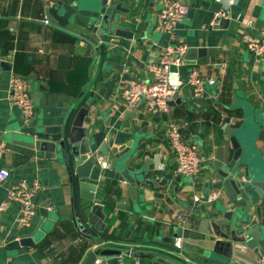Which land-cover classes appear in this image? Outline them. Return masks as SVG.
Returning <instances> with one entry per match:
<instances>
[{
    "label": "crops",
    "instance_id": "0c3cea01",
    "mask_svg": "<svg viewBox=\"0 0 264 264\" xmlns=\"http://www.w3.org/2000/svg\"><path fill=\"white\" fill-rule=\"evenodd\" d=\"M75 1L0 0V53L8 63L0 70V144L6 149L0 155V169L9 171L0 188V201L5 200L9 184L39 180L42 186L35 196L38 212L30 226L17 224V203L0 210V264H82L102 242L174 255L175 238L196 232L201 221L215 214L219 201L226 198L218 187L206 193L209 184L218 179L214 167L227 164L234 152L227 127L238 129L247 121L264 128V55L256 56L241 41L243 33L259 34L264 28V0H181L190 13L176 25L175 38L159 26L163 0H112L119 8L118 27L133 34H94L97 45L45 21L50 10L58 21L65 22L64 3ZM218 12L223 14L217 16ZM176 40L184 43L187 51L183 62L173 67L171 81L176 90L172 111L153 115L143 102L128 109L123 83L149 80L148 65ZM194 68L217 80L207 85L201 96L187 83ZM13 74L28 80L34 100L36 114L28 125L9 100ZM80 107L90 109L93 121V125L84 126L105 137L112 134L114 145L139 136L140 153L131 164L147 166L146 177L138 171L131 173L133 182L122 179V169L114 158L92 145L95 163L99 165L103 157L111 167L98 173L101 165L89 168L84 177L87 186L81 185L77 173L71 182L64 160L42 150L38 138L43 133L60 132ZM170 122L181 126L186 141L201 147L204 167L192 180L177 173L166 138ZM255 142L264 154V142L257 138ZM106 185L110 211L100 196ZM94 187L97 194L92 199ZM195 195L199 201H193ZM46 203L50 216L43 218L41 209ZM74 214L81 222L80 230ZM27 234L34 236L35 245H11ZM86 234L98 237L99 242ZM46 241L48 245L42 248ZM184 247L189 257L204 262L196 256L198 248L187 242ZM74 259L79 261L74 263ZM140 260L144 264L152 261L148 257Z\"/></svg>",
    "mask_w": 264,
    "mask_h": 264
},
{
    "label": "water",
    "instance_id": "95a60500",
    "mask_svg": "<svg viewBox=\"0 0 264 264\" xmlns=\"http://www.w3.org/2000/svg\"><path fill=\"white\" fill-rule=\"evenodd\" d=\"M111 1L76 0L71 4L64 3L65 22L58 21L50 10L46 13L47 20L48 23L80 36L94 45H97L94 34L102 35L108 32L125 37L131 36L132 32L123 31L118 27L116 13L119 8L116 3L111 4ZM223 21L224 19L220 22ZM5 65L8 66L6 58L0 53V70H4ZM89 110L87 107H80L72 120L66 121L60 132L40 135L39 147L50 152L54 158H62L71 182L73 174L77 173L83 186H87L84 177L89 175V168L99 166L92 159V145L99 146V153L114 158L115 165L122 169V179L127 178L133 182L134 177L131 173L138 171L146 177L147 166L135 167L131 164L132 159L138 158L140 153L139 136L131 142L114 145L112 134L106 138L104 134L92 133L90 128L84 126V123L93 125ZM134 131L135 128L133 133ZM226 133L230 136L234 152L227 164L214 167L218 179L209 184L206 193L210 194L214 187H218L223 189L226 198L217 202L219 205L216 203L217 212L209 219H203L196 232L184 235L185 243L198 248L196 256L203 257V263L189 257L185 247L183 250L176 249L175 239L174 255L164 251L148 253L102 242L88 253L82 264H138V261L139 264H144L140 260L142 257L150 258L152 260L150 264H264V154L255 142L256 138L264 142V128L248 124L246 121L238 129L228 126ZM131 146L133 148H130ZM100 170L101 166L96 172ZM137 183L140 184V180ZM93 190L92 199L95 197L97 187ZM73 200L74 188L72 203ZM49 207L50 205L46 203L41 209L43 218L50 216ZM73 220L80 230L81 222L76 220L75 214ZM86 230L83 229L84 232ZM86 236L95 242L100 240L92 235ZM35 243L34 236L27 234L11 242V245L27 247Z\"/></svg>",
    "mask_w": 264,
    "mask_h": 264
},
{
    "label": "built area",
    "instance_id": "2783aa9c",
    "mask_svg": "<svg viewBox=\"0 0 264 264\" xmlns=\"http://www.w3.org/2000/svg\"><path fill=\"white\" fill-rule=\"evenodd\" d=\"M159 13L160 29L175 38L176 25L184 20L190 12L189 7L181 0H163ZM222 14V12H218L217 16ZM45 21L48 22L47 19ZM241 41L245 48L252 51L256 56L264 55V28L259 34H253L249 31L243 33ZM186 49L187 46L177 40L170 43L163 48L159 59L148 65L149 80L130 79L125 81L121 89L126 107L135 109L140 102H143L147 111L153 115L170 113L173 109L171 102L176 90L171 81L173 67L179 66L183 62ZM216 81L215 77L207 78L200 69L195 68L187 78V83L193 88L196 96L204 95L207 92L206 86L216 84ZM8 91L10 92V103L21 111L23 124H30L35 117L36 110L32 94L29 91L28 80L24 76L13 74L9 79ZM166 138L174 153L178 175L190 180L194 179L204 167L200 145L196 142L186 141L183 138L181 126L172 122L168 124ZM5 150V145L1 143L0 155ZM99 165L104 169L111 167L109 161L103 157H100ZM8 177L9 171L0 169V188L5 184ZM41 188L39 180H34L32 183L22 180L18 183L9 184L6 188L5 200L0 201V210H6L9 203H17L20 205L17 224L22 228L30 226L38 212L35 196ZM193 199L195 202L199 201L197 195ZM179 218L184 219L183 215H179ZM175 239L176 249L183 250L185 236L178 235ZM137 263L139 264V261Z\"/></svg>",
    "mask_w": 264,
    "mask_h": 264
},
{
    "label": "trees",
    "instance_id": "16d2710c",
    "mask_svg": "<svg viewBox=\"0 0 264 264\" xmlns=\"http://www.w3.org/2000/svg\"><path fill=\"white\" fill-rule=\"evenodd\" d=\"M107 191H108V186L106 185V186H103L102 188H101V190H100V196H104V202L107 204V211H110V206H111V203H109V201L105 198L106 197V193H107ZM99 195V194H98ZM99 196V197H100ZM46 245H48V242L46 241L45 243H43L41 246H42V248H44V247H46ZM79 260H76V259H74V263H77Z\"/></svg>",
    "mask_w": 264,
    "mask_h": 264
}]
</instances>
